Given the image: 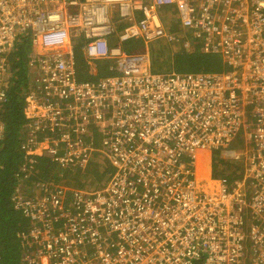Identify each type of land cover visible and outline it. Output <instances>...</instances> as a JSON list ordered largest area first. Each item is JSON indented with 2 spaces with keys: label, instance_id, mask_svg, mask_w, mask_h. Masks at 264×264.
I'll return each instance as SVG.
<instances>
[{
  "label": "built area",
  "instance_id": "2783aa9c",
  "mask_svg": "<svg viewBox=\"0 0 264 264\" xmlns=\"http://www.w3.org/2000/svg\"><path fill=\"white\" fill-rule=\"evenodd\" d=\"M90 1L87 16L73 25L71 16L82 13L68 14L57 5L70 7L76 1L0 0V113L9 78L2 56L18 32L33 33L23 99V160L31 168L43 157L81 169L90 154L104 149L114 166L90 203H84L90 183L73 189L65 203L58 199L60 192L48 191L57 185L54 178L42 185L43 180L31 177L36 182L31 188L45 192L26 209L36 223L37 248L28 240L24 258L32 264H191L200 257L202 264H264V0L202 1L200 14L191 6L194 0ZM220 3L226 8L223 15ZM103 7L109 24L100 43L93 35L106 19L98 15ZM171 10L187 28L203 31L199 50L220 56L222 71L152 72L149 43L184 41L183 50H192L186 33L177 39L167 30ZM57 22L63 23L61 29H55ZM120 23V39L142 40L144 52L130 54L106 44L104 38ZM76 27L91 38L83 47L87 66L106 60L115 74L78 78L89 71H78L69 40ZM89 107L101 111L103 125L110 127L109 138L97 146L88 142L92 138L83 123ZM5 131L0 121V143ZM40 133L55 136L37 154ZM239 134L244 136L242 151L228 149ZM210 147L220 148L213 157L217 163L230 162L238 171L207 180L203 188L197 169L212 158ZM123 195L120 209L113 197ZM48 205L58 211H48ZM76 207L83 217L74 216ZM239 244L246 246L243 252Z\"/></svg>",
  "mask_w": 264,
  "mask_h": 264
},
{
  "label": "trees",
  "instance_id": "16d2710c",
  "mask_svg": "<svg viewBox=\"0 0 264 264\" xmlns=\"http://www.w3.org/2000/svg\"><path fill=\"white\" fill-rule=\"evenodd\" d=\"M162 13H165L164 10ZM32 38L33 33L29 30L18 32L14 46L5 55L9 66L7 75L9 78L7 79V102L1 105L3 110L0 113V121L4 123L6 129L0 143V264H32L26 262L24 258L25 244L28 243V238L31 239V232L34 229V226H27L28 221L33 219L29 218L31 214L26 209H30L32 198H39L41 193L45 192V188H40L41 193L31 192V186L36 184L31 180V177L43 180L40 183L42 185L49 182L48 178H54L57 185L50 186L48 191L55 192L57 196L60 192L62 196L58 199L61 200L62 197L63 201L68 203L67 195L72 194L73 189L85 188L98 176L95 171L98 165L95 164H91L86 170L78 168V172H76L75 169L63 168L58 162L43 157L37 159L33 168H31V162L23 160L24 153L20 148L22 142L20 135L26 126L23 99L29 78L28 68L32 66L31 61L33 60ZM74 48L79 56L83 55V47L75 45ZM174 56H176L173 61L175 70L183 74L187 72L181 71L184 68L182 61L188 57L198 56L200 58L199 69L207 68L204 64L207 60L219 61L216 56L201 54L197 47L190 52L181 49ZM92 64L98 72H96L97 70L91 71L87 63L80 62L79 66L81 67L78 68V71L88 67L89 72H85L83 75L78 74L79 79H86L84 77L89 75L98 79L104 73H108L107 75L116 73V71L108 70L106 60H95ZM213 159L214 177L230 174L233 169L238 171L235 165H233L234 168H228L222 163L217 164L216 159ZM100 164V169L105 172L114 170V166L109 161ZM87 165H89V161L82 167H87ZM99 174L101 175L100 171ZM203 260L204 258L200 257L194 259L191 264H202Z\"/></svg>",
  "mask_w": 264,
  "mask_h": 264
},
{
  "label": "rangeland",
  "instance_id": "374dc122",
  "mask_svg": "<svg viewBox=\"0 0 264 264\" xmlns=\"http://www.w3.org/2000/svg\"><path fill=\"white\" fill-rule=\"evenodd\" d=\"M137 17L139 18L140 14L137 13ZM132 41L129 42L130 46H132L136 49H139L141 47L140 43H138V42L134 43ZM154 43L159 44L158 51L156 53L153 52V50L150 48V45L154 44ZM170 50L179 51L178 50V43L173 42L172 47H170V42L168 43L167 40H164V39L156 40V41L149 43L151 68L153 70H158L161 66L168 68V70L174 69V68H169V67L164 65V63H166L167 61H170L171 59L168 60V59H165L164 57L161 56L162 54L171 55ZM74 55L78 56V57H76V61L78 62V67H79L81 61L86 63L85 62V59H86L85 56H79L77 54V52H75V50H74ZM199 63H200V58L198 56H194L193 58L188 57V58L184 59V61H182V66H184V68L181 71L187 72L184 74H189V73L194 74V73L200 72L201 69L198 68L200 66ZM204 64L207 66V68L204 71H222L223 70V67L221 64H217L216 62H214L212 60H207ZM107 74L108 73H104L103 76H105ZM84 78H89V77L85 76ZM90 79L94 80L93 77H90ZM31 112H34V111L27 110L28 114H30ZM99 121L101 122L100 124L98 123ZM105 121H106V118L101 111H99L98 114H96V108L89 107V112L87 113L86 117L83 119V123H85L87 125V129L89 130V136L92 138V140H90L88 142H92V144L95 143L94 145L97 146L100 141H105L109 138V134H107V131H108V129H110V127H105V125H103V122H105ZM54 136H55V134L48 136V135H45L43 133H40L38 135V139L40 141V146L36 150V153L40 154L44 149L48 148L50 146V142L54 139ZM244 146H245L244 136H243V134H239L235 138L234 142L230 146H228L227 148L228 149H235V150L240 152V151H242V148ZM209 150L211 151L212 158L207 157V161H210V162H208L209 163L208 174L203 175L204 168L201 164L199 165V167L197 169V176L199 178L198 184H199V186H201L203 188H206L208 186L207 180H212L213 182H215V181H218L219 178H221V177H214L213 176V162H212L213 157L216 156L220 152V148L210 147ZM108 157H110V151L101 149V151H99L98 153H93V154H90L88 156L87 160L89 161V165L87 167L80 166V167H82L81 169L86 170L89 166H91V164L98 165V167L95 168V171L97 172L98 176H97V178H94L93 182L90 183L89 187L86 189L87 195L90 197H89V200L88 201L85 200L84 203L92 202L93 194L97 191H100L97 188L100 186L101 181L104 179L105 173H106L104 170L100 169V167H101L100 163L103 164L105 161H109L110 159L108 160ZM204 157H206L205 154H204ZM217 164H219V162ZM222 165H225L228 168H232L230 162H223ZM74 169L77 170V172H78V168H74ZM99 171H100L101 175L99 174ZM99 176H101V178H99ZM30 191L33 193H37V191L33 188H31ZM113 200L118 201L120 209H122L124 207L126 197H125V195L120 196V197L114 196ZM41 205H42V202H41ZM76 208H77V211L75 212L74 216L76 218L83 217L84 216V214L82 216L83 211L80 210L78 207H76ZM46 209L48 211H52V213L58 211L57 209L54 210L53 206H49V205L47 206ZM104 209L107 210V207H105ZM69 210L70 209H68V208L65 209V211H69ZM64 215H65V213L62 214L61 216H64ZM102 215H104V212ZM104 245L107 246L106 243H104ZM34 246H36V245L31 243V248ZM36 248H37V246L35 247V249Z\"/></svg>",
  "mask_w": 264,
  "mask_h": 264
},
{
  "label": "bare ground",
  "instance_id": "6f19581e",
  "mask_svg": "<svg viewBox=\"0 0 264 264\" xmlns=\"http://www.w3.org/2000/svg\"><path fill=\"white\" fill-rule=\"evenodd\" d=\"M77 2V5H57L58 8L62 9V10H67L68 9V14L70 13H82L80 14L78 17L76 15H72L71 16V22L72 24H76L77 22H81L83 21V17L84 15L87 16L88 14V10L91 8V1L90 0H73ZM202 1H208V0H194V3L191 4V6H193V8L195 9V11L197 12V14H200L201 10H202ZM247 2H252L253 0H245ZM211 4V3H209ZM67 7V8H66ZM170 7V6H168ZM173 10V9H172ZM171 10V11H172ZM219 13H221L222 15L225 13L226 8L223 4L220 3V6L218 8ZM216 11V13L218 12ZM173 12V11H172ZM97 14V11L95 12ZM98 15L106 17V19L103 20L101 26L96 30V32L93 35V38L97 41V42H102V38H103V34H104V30L106 28H108V18L109 15L107 14V9L105 7L101 8V10L98 12ZM173 16H176L175 13L173 12ZM126 17H123L121 19H125ZM180 20V19H179ZM63 23L57 22L55 23V29H61ZM180 31L183 33H186L187 36L190 38V42L192 43L191 45V49L195 50V48L197 47L198 50L201 47V43H202V38H203V31L201 29L198 28H193V29H189L186 26L183 25L182 21L180 20ZM197 32L198 35H194V33ZM120 33L121 30L118 29L117 25L114 27L113 32L108 35L106 38H104V41L106 42V44L111 45V46H120L122 47V45L129 43L130 41H122L120 39ZM182 34V33H181ZM196 34V33H195ZM209 37V35H207V38ZM69 40L71 41V44H76L79 45L81 47H84L90 40L91 38H89L86 33L84 32V30L81 29V27H76L74 29H71L70 34H69ZM200 51V50H199ZM201 52V51H200ZM202 54V52H201ZM201 165L204 168L203 171V175L208 174V163H207V159H205L204 161L201 162ZM210 184V182H209ZM236 245H232L231 249L235 248ZM246 246H243L242 244H239L237 246V250H239L240 252L244 251V248Z\"/></svg>",
  "mask_w": 264,
  "mask_h": 264
},
{
  "label": "crops",
  "instance_id": "0c3cea01",
  "mask_svg": "<svg viewBox=\"0 0 264 264\" xmlns=\"http://www.w3.org/2000/svg\"><path fill=\"white\" fill-rule=\"evenodd\" d=\"M123 26L124 25L122 23H120L119 25H117V27H118L119 30ZM165 26H166L167 30L170 32V34L175 35V37L177 39H182V38L185 37V36H179V34H181L183 32L180 31V20L177 18V16H168V17H166L165 18ZM132 42H134V43H137V42L140 43V46L141 47L139 49H136V48L130 46L129 43H127V44L122 45V47H121L122 50L124 52L130 53V54H132V53H140V52H144L145 51V45H144V43H143L142 40L137 39V40H133ZM177 43H178V50H181V49L183 50L184 49V47H183L184 41H182V42H179L178 41ZM72 45H73L72 46V48H73L76 44H72ZM76 46H78V45H76ZM158 46H159L158 43H154V44H151L150 45V48L153 50V52L156 53L158 51ZM170 47H172V43H170ZM170 51H171L170 52L171 55L162 54L161 56L164 57L165 59H168V60L171 59L170 61H167L166 63H164V65L167 66V67H169V68H174V69L173 70H168V68H166L164 66H161L158 70H153L151 68L152 72H154V73H156L158 75H168V74H170V73H172L174 71L175 72H178L177 70H175V66L173 65V61L175 60V57H176L174 55H176L177 50H173V51L170 50ZM82 56H85L84 55V52H83V55ZM213 56H216L219 59V61H214V62H216L217 64H221L222 65V59H221V57L218 56V55H213ZM3 57H6V56H2V58ZM88 60L89 59H87V61ZM6 63H7V60H6ZM107 67H108V70H110L108 64H107ZM89 68H90L91 71H96L97 70V68L93 64L90 65ZM89 68L88 69H85V67H84V69H82L81 71H85V70H88L89 71ZM29 69L30 68H28V71H29ZM200 69H201V71L198 72V73H208V74H212V73L220 72V71H204L205 69H203V68H200ZM96 72H98V70ZM108 76L109 75H107V76H100L98 79H94V80H99L101 78H106ZM90 77H91V75H90ZM81 80H85V79H81ZM208 162H210V161H207V163ZM208 167H209V164H208Z\"/></svg>",
  "mask_w": 264,
  "mask_h": 264
},
{
  "label": "clouds",
  "instance_id": "9594fccd",
  "mask_svg": "<svg viewBox=\"0 0 264 264\" xmlns=\"http://www.w3.org/2000/svg\"><path fill=\"white\" fill-rule=\"evenodd\" d=\"M27 226H34V229H35L36 223L32 222V221H28ZM34 229H33V231H34ZM33 231L31 232V239L28 238V240L31 241V243H35V240L33 239ZM26 262H28V261H26Z\"/></svg>",
  "mask_w": 264,
  "mask_h": 264
},
{
  "label": "flooded vegetation",
  "instance_id": "af4514ba",
  "mask_svg": "<svg viewBox=\"0 0 264 264\" xmlns=\"http://www.w3.org/2000/svg\"><path fill=\"white\" fill-rule=\"evenodd\" d=\"M31 225V224H30Z\"/></svg>",
  "mask_w": 264,
  "mask_h": 264
}]
</instances>
